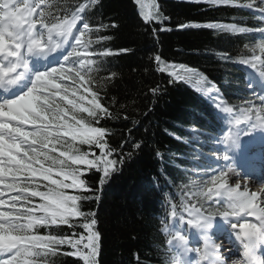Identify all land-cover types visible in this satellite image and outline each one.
<instances>
[{"label":"snow or ice","instance_id":"snow-or-ice-1","mask_svg":"<svg viewBox=\"0 0 264 264\" xmlns=\"http://www.w3.org/2000/svg\"><path fill=\"white\" fill-rule=\"evenodd\" d=\"M98 2L99 0H88L87 4H78L71 12L65 11L64 19H60L59 16L54 17L58 22L49 26L45 23V18L51 13L43 9L37 12L41 4L51 7L46 0H0V87L5 84L14 85L22 78L23 72L29 66L25 58L26 54L35 51H56L65 43L68 44L70 37L76 41L75 44L69 45L72 50L67 52L59 67L36 73L31 86L24 93L0 102V264H50L48 257L61 254L60 246L64 245L71 250L64 251L62 255L78 258L83 264H99L100 232L96 228L98 222L96 212L82 211L79 202L82 200L99 202V193L112 178L113 173L120 171L118 166H122L125 159H132L135 152L142 150L140 141L130 139L131 130H129L128 137H125L120 145V158L116 159L113 155L116 149L112 148L105 139L110 130L93 127L91 121L86 123L84 119L77 118L78 113L86 112L88 117L98 122L111 115L108 109L97 102L95 95L89 102L91 107H84L82 101L85 97H77V88L73 87L70 90L68 85L56 82L57 79H67L78 84L84 76L94 71L93 61L88 58L89 56L111 54L110 50L98 53L90 50L91 40L81 41V37L92 31L98 32L100 28L117 27L115 23L100 25V28L95 30L90 27L83 14ZM135 3L140 6V15L145 23L151 24L155 20L162 25L160 31L172 30L163 27V21L168 17L163 15L159 5L153 2L151 9L146 12L143 0H135ZM207 3L249 9L259 21V26L246 28L235 24L199 25L190 22L182 23L178 28L203 26L231 32L259 33L261 41L258 47L264 53V0H207ZM69 15L70 19L67 18ZM36 17L40 18V28L36 27ZM77 21L82 24V27L77 29L79 35L73 32ZM156 32L157 29L153 28L154 36ZM129 51L131 49H119V52ZM73 57L74 59H71ZM152 59L156 62L158 71H166L170 67L183 69L184 74L171 73L176 80L197 75L195 69L186 68L184 65H167L159 55ZM241 63L247 64L264 78V59L253 57ZM65 64L74 67L76 71L73 73L70 68L65 67ZM115 75L116 73H111V77ZM202 81H206V78L201 77L197 80V84L201 85L198 90L211 92L210 89L202 86ZM174 82L169 80V84ZM246 86L250 87V85ZM69 91L73 98H69ZM160 91L159 85L150 89L153 96ZM218 95L217 93L210 98L213 99L217 110L232 116L231 123L239 125L248 122L254 128L264 127V116L261 115L264 107L257 109L253 118L250 101L247 107H242L239 113H234L222 98H218ZM65 101L66 103H63ZM260 101L261 105H264V95H260ZM25 126H31V130H27ZM67 138L73 142L78 140L80 144L89 147L95 145L100 149V155L96 156L92 153L93 158L90 159V153L82 152L73 143H69ZM232 140V133H225L223 142L227 144ZM129 143L131 150L125 152L124 145ZM208 143L205 141L200 144L198 141L200 146L193 148L191 154L193 171L204 169L205 173L207 172L209 166L201 164V161L206 159L203 149ZM58 146L65 150L60 152L59 157L50 155ZM208 153L214 159L228 160L226 154L218 156L210 148ZM81 165L86 166L85 172L95 169L100 173L99 187L94 188L82 179L84 173L79 167ZM224 168H227L228 172L234 171L231 166ZM54 170L55 175L62 176V179H52ZM214 171L221 173L220 176H212V183L216 186L215 192L213 188H208L206 193L202 191L197 193L204 195L211 202L208 208H204L203 205L200 207L191 205L186 206L184 212H179L175 204L171 205L170 221L179 218L182 223L205 230L202 246L188 248L187 237L178 231H171L170 222L162 221L163 230L169 237L167 244L168 252L171 253L170 264H177L178 252L173 248L174 242L184 253L197 254L198 259L194 264H229L231 256H234V250L229 248L226 250L227 255L223 254L222 246L215 244L206 231L213 227V221L217 217L230 222L238 244L236 251L242 249L241 264H264V259L257 258V248L264 247V206L258 203V201L264 202V195L249 192L246 185L244 191L239 190L241 187L239 184L235 187L226 186L222 182L224 169H214ZM38 176L50 181V185H45L46 191L39 190L41 186L35 180ZM68 180L71 182H66ZM192 183L198 189H203L205 186L197 181ZM67 189L82 190L91 195H69ZM213 196L219 199H213ZM34 197H40L43 203L32 204ZM5 205H8L7 210L3 207ZM212 205H216L215 210ZM185 212L188 216L187 220ZM247 216L255 217L256 222H247L245 219ZM61 225L67 226L71 233L58 235L49 232L40 235L33 231L41 226L52 228ZM77 228L84 231L78 232ZM137 264H140L139 260Z\"/></svg>","mask_w":264,"mask_h":264},{"label":"trees","instance_id":"trees-1","mask_svg":"<svg viewBox=\"0 0 264 264\" xmlns=\"http://www.w3.org/2000/svg\"><path fill=\"white\" fill-rule=\"evenodd\" d=\"M46 2L51 7L44 6V11L51 15L45 18V23L51 26L58 22L54 17L64 19L66 10L71 12L88 0ZM153 2L168 17L163 27L171 31H160L162 25L155 20L145 23L135 0H99L83 14L93 30L112 23L117 27L90 32V50L97 53L110 50L111 54L89 58L94 71L89 73L83 89L84 107H91L89 102L95 95L97 102L111 115L96 122L86 112H81L78 119L110 130L105 139L116 149L113 154L116 159L120 158V145L128 137L129 130L130 139L142 143V150L135 152L132 159H125L124 164L118 166L120 171L113 173L103 186L99 202H79L82 211L96 212V228L100 232L99 264H137V260L140 264H170L169 237L162 221L169 222L172 204L179 211L187 201L193 148L201 137L215 135L224 123L222 115L214 110L210 96L218 93V98L232 110L246 99L245 64L241 61L253 58L248 47L259 37L254 32L239 33L203 26L178 28L190 22L235 24L246 28L259 26L252 11L246 8L210 5L207 0H143L144 11H149ZM67 18L70 19V15ZM81 26L77 21L76 28ZM153 28L157 29L155 36ZM122 48L131 51L119 52ZM156 55L167 65L195 69L196 80L187 76L176 80L171 73L180 72L171 67L158 71L152 59ZM113 72L116 75L111 77ZM201 77L206 78L202 86L211 92L198 90L201 85L197 80ZM169 80L175 82L169 84ZM195 81L196 89L193 87ZM157 85L161 91L153 96L150 89ZM68 141L82 152L90 153V159L92 153L100 155L95 145L89 147L78 140ZM129 150L131 144H125L124 151ZM79 167L84 173L82 179L94 188L99 187L100 173L95 169L85 172L86 166ZM52 179H62V176H56L54 170ZM35 180L41 186L40 191H46L45 185H50V181L42 177ZM66 192L91 195L76 189ZM41 203L40 198L32 200V204ZM33 231L40 235L71 233L65 225L41 226ZM76 231L84 230L77 228ZM69 250L67 245L60 246L61 254L49 256L48 261L50 264H83L78 258L62 255Z\"/></svg>","mask_w":264,"mask_h":264},{"label":"rangeland","instance_id":"rangeland-1","mask_svg":"<svg viewBox=\"0 0 264 264\" xmlns=\"http://www.w3.org/2000/svg\"><path fill=\"white\" fill-rule=\"evenodd\" d=\"M41 9H43V4L40 5V8L37 9V12H39ZM36 27L37 28H40L39 21L36 22ZM73 32H75V31L73 30ZM257 34H259V33H257ZM77 35H79V33H77ZM258 36L259 37L254 42H252L249 45L248 50H249L250 55L252 57H260V58L264 59V53H262L260 51L259 47H258V45H259V43L261 41L260 34ZM89 37H90V33H88V35H86V36L81 37V41L89 40ZM75 43H76L75 40L70 39V41L68 42V44L65 43V45L63 47H61V48H59V49H57L55 51L56 58L54 56L52 58V60L55 59L56 62H54L55 66H52V67H59L60 64L63 63L64 56L67 54L68 51H71L72 50L71 47H69V45L75 44ZM52 54H54V51H53ZM28 55L29 54H26V57L25 58L28 61V65H29L28 66V70H30V67H31L30 64L31 63H30V59L28 58ZM50 57L51 56L49 55V56H47V58H45L46 59V62L48 61V59H50ZM71 59H74V57L71 58ZM52 67H50V69ZM65 67L66 68H70L73 73L76 71V69L74 67H72V66H70L68 64H65ZM258 67H259V64H258ZM31 69H32V67H31ZM50 69H47V70H50ZM175 69H176V71L180 72L181 74H184V70L183 69H181L179 67H176ZM246 71H247V76H246V82H245V91H246L248 100L242 105V107H247L248 106V103L250 101L251 102V105L253 107V113L251 115L253 116V118H255V111L257 109L261 108V107H264V105H261V101H260V95H264V93L261 90L258 93L255 92L253 86L256 85L260 89H263L264 78L260 77L259 74L256 72V70L252 69L251 67L250 68H247ZM194 78L196 80V75L190 77V79H194ZM77 80H80V78H77ZM56 82L57 83L64 84V85H68L69 88H70V90L73 87L77 88L78 89V91L76 93L77 97H80V96L85 97V95L83 94V89H84L85 84L88 82V76H84L83 80L80 81L78 84L77 83H74L72 80H67V79H57ZM246 85H250V87L249 86H246ZM193 87L196 89V81H195V84L193 85ZM69 98H73L71 96V91H69ZM57 100L59 101V97H57ZM0 102H2V101H0ZM83 102H84V100L82 101V104H83ZM63 103H66V101L63 102ZM241 108L238 110L237 113L240 112ZM80 115H81V113H78L77 114V118H79ZM261 115L264 116V112H262ZM226 117H227V124H226L225 130L227 131V130H229V128H231L233 126V123H231V120L233 118L229 114H226ZM12 123L15 124L17 122H12ZM243 124H246L247 125L246 126L247 133L251 132L252 129H254V127L250 123H248V122H243ZM25 127H26L27 130H31V126H25ZM253 133H254V131L247 136V138L249 139V141L251 140L250 139L251 137H249V136L252 135ZM223 137L224 136H218V137H216L215 139H213L211 141H208L206 139V140H203L201 142V144H203V142H205V141H208L209 142L207 144V146L205 147V149H204V151L206 153V159L201 161V164H207L209 167L207 169V172L205 173V170L204 169H197V170L193 171L192 166H191V175H190L191 176V180H190L191 181V190H190V194H188V198H189L188 199V201H189L188 203H189V206L195 205L197 207H200L201 205H203L204 208H208L209 205H210V203H211L210 201H208L206 199V197L204 195H197V193L200 192V191L206 193L208 188H213V191H214L215 188H216V186L212 183V176L213 175H215V176H220L221 175L220 171H214V169H220V168H223L224 169V166L229 162V160H226L225 161L223 159H214V158L211 157V154L208 153V149L210 148L218 156L224 155V152L223 151L225 150V148H224V150L222 149V153H220V151H219V149L224 146V143H223V140H222ZM67 139L69 140L70 138H67ZM50 147H51V145H50ZM62 150L63 149L58 146L57 147V150L55 152H51L50 155L59 157L60 152H62ZM230 162H232L231 159H230ZM232 163H234V162H232ZM46 166H48L47 165V162H46ZM226 171H227V168H226V170H224V176L222 178V182H224L225 185L227 186V185H229L228 184L229 178L227 177V172ZM263 174H264V171H263ZM253 175L254 174H252V176ZM257 175H261V172L260 173H257ZM244 177H246V175H244ZM36 178H40V177L38 176ZM243 180H245V179H243ZM193 181H197V183L205 184V186L203 187V189H198L197 187H195L193 185V183H192ZM261 182L264 183V176H258V181L256 182V185L252 187L253 188V192L258 193L259 190H261V192L264 191V184H262ZM217 198H219V197L213 196V199H217ZM3 207H4L5 210H7L8 205H5ZM212 208H213V210H215L216 205H212ZM185 219L186 220L188 219V216H187V213L186 212H185ZM216 219H218V218H216ZM220 220H223V219H220ZM170 230L171 231H178L181 234L185 235L187 237V240L189 242H190V240L192 238L195 237V235L193 234V231H192V226H189L187 223H182L179 218L172 219V225H171ZM195 247H196V245L193 246V248H195ZM173 248H174L175 251H177L180 254V252H179V246L176 245L175 242L173 243ZM5 258H8V257L5 256ZM184 258L185 257H183L181 255V259L183 260V264H185ZM239 263H240V260L237 257L236 264H239Z\"/></svg>","mask_w":264,"mask_h":264},{"label":"bare ground","instance_id":"bare-ground-1","mask_svg":"<svg viewBox=\"0 0 264 264\" xmlns=\"http://www.w3.org/2000/svg\"><path fill=\"white\" fill-rule=\"evenodd\" d=\"M52 53H53V51H45V52L35 51V52L29 54L28 58L30 59V63H31L30 66L32 67V69L30 67V70H28V69L25 70L23 72L22 78L16 84H14V85L5 84V85H3V87H0V101L3 102L5 100H10L12 98L18 97L19 95L24 93L30 87V85L32 84L33 79H34V75L36 73L46 71L47 69H50V67L55 66L54 62H56V60L55 59L52 60V58L55 56V51H54V54H52ZM49 55L51 56L50 57L51 61H50V64L47 66L48 62H46L45 58H47V56H49ZM55 58H56V56H55ZM253 88H254V91L257 93L260 92V90L263 91V89H260L256 85H254ZM14 90H19V92L16 95H13ZM263 93H264V91H263ZM246 126H247L246 124H241V129L243 130V132L247 133ZM253 131H254V133L249 136V137H251L250 138L251 140L255 139L256 137H259V136H264V127H257V128L252 129V131L249 132L248 134H246L245 137H242L240 141H237L236 138L233 136V140L229 141L227 144H230L231 147L233 148V150H235L240 155V157H242V155L245 153V145L249 141L247 136L249 134H251ZM239 133H240V131H239ZM222 148L223 147H221L219 149L220 153H222ZM230 159L234 163L230 162ZM228 160L231 163V165L226 164L224 167L231 166L232 169H234V171L233 172H228V170L226 171L227 177L229 178V180H228L229 185H227V186L235 187L237 184H239L241 186L239 190L244 191L245 185H246L247 190L249 192H253L252 187L256 185V182L258 181V176H264V174H263L264 164L262 166L263 169H262L261 175H257L256 173H254L252 171L243 172L239 168H236V163L238 164L237 156L229 155ZM252 163H255V162H251L250 164H252ZM250 166L251 165H248L245 167L248 168ZM224 170H226V168H224ZM252 174H254V175L252 176ZM244 175H246V177H244ZM242 178L245 180H243ZM261 183L264 184L263 182H261ZM215 190H216V188H215ZM215 190H214V192H215ZM258 195H264V191L261 192V190H259ZM258 203H261V206H264L263 202L258 201ZM245 219L247 222H253V223L256 222L255 217H252V216H247ZM218 221L219 220L215 218L213 221V224H215V223L218 224ZM221 222H227L230 224V222L226 221L225 219H223V221H221ZM241 222H245V221H241ZM230 226H231V224H230ZM194 229L196 230V227H194ZM198 231H199L198 235L201 238L202 243H204L202 237L205 234V231L203 229H199V228H198ZM209 234L211 236L213 235V233H209ZM214 235L217 236L218 234H214ZM221 244H223L221 251L225 255H227V251H226L227 249L232 248L234 250V256H231V258L229 260V264H232L233 261L237 262L238 256H236V250L233 248V246H230L227 243H221ZM179 252L183 257H185L184 261H186V258H189L190 254H191V252L184 253V251L181 249V247H179Z\"/></svg>","mask_w":264,"mask_h":264},{"label":"clouds","instance_id":"clouds-1","mask_svg":"<svg viewBox=\"0 0 264 264\" xmlns=\"http://www.w3.org/2000/svg\"><path fill=\"white\" fill-rule=\"evenodd\" d=\"M177 264H183V260L181 259V255L179 253L177 254ZM232 264H236V262L233 261Z\"/></svg>","mask_w":264,"mask_h":264}]
</instances>
